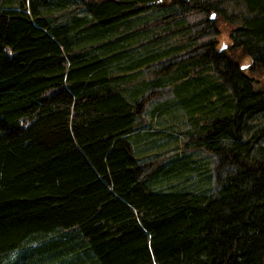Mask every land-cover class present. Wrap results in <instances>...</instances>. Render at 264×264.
Returning a JSON list of instances; mask_svg holds the SVG:
<instances>
[{"label":"trees","instance_id":"obj_1","mask_svg":"<svg viewBox=\"0 0 264 264\" xmlns=\"http://www.w3.org/2000/svg\"><path fill=\"white\" fill-rule=\"evenodd\" d=\"M253 72L264 0H0V264H264ZM165 88L159 108L184 111L213 173L142 162L145 106Z\"/></svg>","mask_w":264,"mask_h":264},{"label":"rangeland","instance_id":"obj_2","mask_svg":"<svg viewBox=\"0 0 264 264\" xmlns=\"http://www.w3.org/2000/svg\"><path fill=\"white\" fill-rule=\"evenodd\" d=\"M209 16L207 18L211 21H205L206 16L200 14L192 15V18L195 19V21H199L203 27H208L209 23L213 24L215 20L214 15ZM215 24V29L218 33L216 37L217 44L219 46L229 45V34L232 26L217 20ZM216 27H218V29ZM208 29L211 30V28ZM215 29L213 28L211 30L213 34L216 33ZM182 58H184V56L179 55L175 58V61ZM249 64L250 60L248 58L243 59L241 67L245 68V66ZM156 67H159V65L155 66V68ZM253 77L257 86L264 87V72H253ZM257 81H259V83ZM171 98H173L171 90L165 88L160 90L159 94L153 96L145 106L141 120L143 127L139 131V136H136L139 139L137 140V144H139L135 147L141 156L142 162H149L157 159L156 161L159 163L170 165L172 157L181 155L183 159H185V157L191 159V165L198 167L200 170H205L203 169V167H205L207 171H214L217 157L209 153L205 148L196 146V144L191 141V138L195 136L193 124L192 121L185 116L184 111L181 109L170 110V108H159L162 103ZM144 132L152 133L146 135ZM136 137L134 136V138ZM143 171H146V168H144ZM196 173L197 172H191L193 175L191 179H195Z\"/></svg>","mask_w":264,"mask_h":264}]
</instances>
